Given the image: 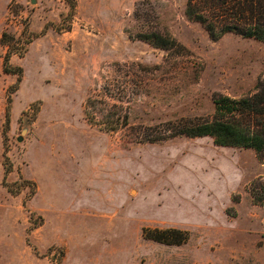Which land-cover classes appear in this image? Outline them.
Instances as JSON below:
<instances>
[{
	"label": "rangeland",
	"instance_id": "rangeland-1",
	"mask_svg": "<svg viewBox=\"0 0 264 264\" xmlns=\"http://www.w3.org/2000/svg\"><path fill=\"white\" fill-rule=\"evenodd\" d=\"M187 1H10L2 33L20 40L0 42V264H264V151L140 140L168 121L212 120L216 98L264 78V42L212 38ZM149 32L182 47L138 36ZM10 50L20 80L3 70ZM106 82L129 114L117 132L84 117ZM143 228L188 239L163 244Z\"/></svg>",
	"mask_w": 264,
	"mask_h": 264
},
{
	"label": "trees",
	"instance_id": "trees-1",
	"mask_svg": "<svg viewBox=\"0 0 264 264\" xmlns=\"http://www.w3.org/2000/svg\"><path fill=\"white\" fill-rule=\"evenodd\" d=\"M70 6L71 15L74 4L71 3ZM186 14L190 19L199 22L212 38L233 33L264 42V0H188ZM64 29L70 30V27ZM138 36L162 49L182 47L167 33L149 32L140 33ZM19 40L6 31L0 38L2 44L13 41V46L18 44ZM31 41L29 38L26 43ZM8 46L11 49V46ZM14 48L12 47V50ZM11 54V50L5 54L3 70L17 74L20 80L23 70L10 64ZM141 70V65H137V71L142 72ZM118 94L115 85L110 82L103 84L99 93L90 94L83 106L87 123L107 132H117L127 127L129 114ZM214 104L215 114L212 120L168 121L166 123L170 127L163 128L161 135H144L140 140L155 142L181 134L189 137L210 136L216 145L264 151V78L256 85L253 93L240 98L220 96L214 100ZM6 119L9 120L8 112ZM255 196L256 200L263 201L264 189L263 195ZM142 233L146 239L168 245H180L188 239V232L178 228H143Z\"/></svg>",
	"mask_w": 264,
	"mask_h": 264
},
{
	"label": "crops",
	"instance_id": "crops-1",
	"mask_svg": "<svg viewBox=\"0 0 264 264\" xmlns=\"http://www.w3.org/2000/svg\"><path fill=\"white\" fill-rule=\"evenodd\" d=\"M11 0H0V35L3 31V27L6 23L8 14V7ZM33 44V42H32Z\"/></svg>",
	"mask_w": 264,
	"mask_h": 264
},
{
	"label": "water",
	"instance_id": "water-1",
	"mask_svg": "<svg viewBox=\"0 0 264 264\" xmlns=\"http://www.w3.org/2000/svg\"><path fill=\"white\" fill-rule=\"evenodd\" d=\"M32 2H34V1H32Z\"/></svg>",
	"mask_w": 264,
	"mask_h": 264
}]
</instances>
